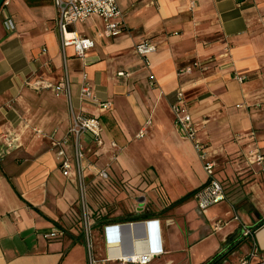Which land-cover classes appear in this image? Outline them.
<instances>
[{
    "label": "crops",
    "instance_id": "0c3cea01",
    "mask_svg": "<svg viewBox=\"0 0 264 264\" xmlns=\"http://www.w3.org/2000/svg\"><path fill=\"white\" fill-rule=\"evenodd\" d=\"M116 1L119 35L106 38L96 15L69 26L94 41L83 56L62 50L53 0L0 7V264L88 262L78 180L62 174L53 144L71 123L54 91L65 72L75 112L101 120L100 153L117 152L100 205L87 179L88 219L102 238L95 264L146 252L158 253L146 264H209L233 244L226 264L253 247L264 260V0ZM144 39L156 46L148 65L135 50ZM83 74L108 109L80 100ZM178 90L226 194L205 211L194 194L207 174L174 124Z\"/></svg>",
    "mask_w": 264,
    "mask_h": 264
},
{
    "label": "built area",
    "instance_id": "2783aa9c",
    "mask_svg": "<svg viewBox=\"0 0 264 264\" xmlns=\"http://www.w3.org/2000/svg\"><path fill=\"white\" fill-rule=\"evenodd\" d=\"M56 8V24L60 33V44L62 50L69 45L74 47L77 56H83L84 52L93 47L94 41L88 37L80 36L73 31H69V26L82 22L89 17L99 16L103 22V35L106 38H113L119 35L125 28V20L122 11L120 10L116 0H53ZM6 4V0L2 5ZM156 46L150 40L144 39L136 44L135 50L144 57L146 65H148L147 55L155 51ZM190 67H185L178 70V75L189 73ZM237 79L242 81L245 76L238 75ZM39 82H35V86H39ZM46 87L47 85H43ZM55 94L59 95L61 92L65 94L68 108L71 116L70 126L62 139L53 144L59 146L56 155L61 159L60 168L62 174L66 177L74 174L77 177L80 191L84 190V160L85 150L89 143L102 145V123L98 116H87L77 113L74 110L67 73L65 72L64 79L55 86ZM177 102L171 105V110L174 115V124L178 128L183 138L190 140L193 143L194 149L198 157L202 161L203 169L207 174V182L199 188L194 194L199 208L205 211L210 205L218 203L226 199V194L222 184L214 176L215 163L208 159L206 153V146L196 138V128L192 121L191 115L183 101L182 92L176 91ZM79 98L82 101H90L100 109H108L109 102L100 101L93 92L90 84L87 81L86 74H83L82 82L79 88ZM143 133L140 132L139 136ZM8 146L10 143L7 144ZM70 145L72 148L73 164L65 151V148ZM260 156L257 157V161ZM101 178L108 176L105 170L99 171ZM221 221H216L212 226L217 229ZM82 232L86 239V246L88 249V264H95L96 260L91 255L90 235L92 232L91 224L88 215L85 213L82 216ZM59 231L52 229L45 233V238H54ZM249 234V231H244L243 235ZM158 255L157 252L138 253L122 258L120 261L131 264H146L151 261L153 257ZM238 264H264V260H257L256 249L253 247L248 253L238 258Z\"/></svg>",
    "mask_w": 264,
    "mask_h": 264
},
{
    "label": "rangeland",
    "instance_id": "374dc122",
    "mask_svg": "<svg viewBox=\"0 0 264 264\" xmlns=\"http://www.w3.org/2000/svg\"><path fill=\"white\" fill-rule=\"evenodd\" d=\"M113 141V140H112ZM102 145H96L94 143H89L86 147V154H85V171L84 174H88V177L84 180V190L83 192H81V196H80V209H81V216H83V214H87V210L89 208V202H88V191H87V185H88V178H90V182L94 185L93 189L96 190L95 194H94V198H93V202H95L97 205H100L103 202V197H104V193L103 190L106 188L107 183H112V181L110 180V171L114 172L113 169V164L115 162V158L117 156V152H115L114 154H110L107 155L108 153H100V149ZM95 152H98L97 154ZM96 154V155H95ZM107 155V156H106ZM107 157V161H104L103 158L101 157ZM250 162H257V157H254L252 159V161L250 160ZM105 170L108 174V176L106 178H101L99 176V171L100 170ZM143 178V176H142ZM96 180V181H95ZM114 184L118 185V182H113ZM141 183H146V181H142ZM148 183V182H147ZM120 184V183H119ZM138 190H141V188H137ZM103 193H101V192ZM136 202H137V198H136ZM83 238L85 239V237L83 236ZM101 229L100 228H93L92 227V232L90 235V244H91V255L92 258H94L95 256V249L97 247H99L101 245ZM85 247L86 246V239H85ZM95 248V249H94ZM86 256H87V260H88V249H86ZM243 254L242 253H236L234 257H232L231 264H238V258L240 257V255ZM88 263V262H87ZM86 263V264H87ZM226 264V263H225Z\"/></svg>",
    "mask_w": 264,
    "mask_h": 264
},
{
    "label": "trees",
    "instance_id": "16d2710c",
    "mask_svg": "<svg viewBox=\"0 0 264 264\" xmlns=\"http://www.w3.org/2000/svg\"><path fill=\"white\" fill-rule=\"evenodd\" d=\"M234 245V244H233ZM232 245V246H233ZM230 246V248L232 247ZM229 248V249H230ZM230 253L226 251H224L223 253H221L220 255H218L215 259H213L209 264H219L221 261H223L224 258H226V256Z\"/></svg>",
    "mask_w": 264,
    "mask_h": 264
},
{
    "label": "water",
    "instance_id": "95a60500",
    "mask_svg": "<svg viewBox=\"0 0 264 264\" xmlns=\"http://www.w3.org/2000/svg\"><path fill=\"white\" fill-rule=\"evenodd\" d=\"M4 2V0H0V7L2 5V3ZM237 244H234L230 249L227 250V252L231 251L232 249H234L236 247ZM219 264H225V260L223 259V261H221Z\"/></svg>",
    "mask_w": 264,
    "mask_h": 264
}]
</instances>
